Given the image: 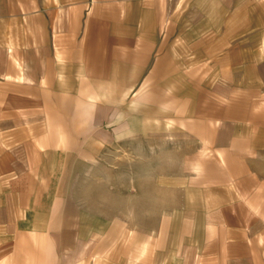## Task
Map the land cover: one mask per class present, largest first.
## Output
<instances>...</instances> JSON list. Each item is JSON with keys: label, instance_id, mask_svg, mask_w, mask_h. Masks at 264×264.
Returning <instances> with one entry per match:
<instances>
[{"label": "crops", "instance_id": "crops-1", "mask_svg": "<svg viewBox=\"0 0 264 264\" xmlns=\"http://www.w3.org/2000/svg\"><path fill=\"white\" fill-rule=\"evenodd\" d=\"M0 264H264V0H0Z\"/></svg>", "mask_w": 264, "mask_h": 264}]
</instances>
